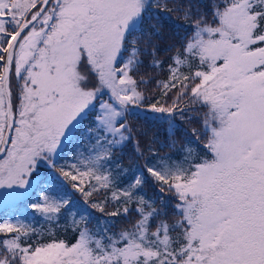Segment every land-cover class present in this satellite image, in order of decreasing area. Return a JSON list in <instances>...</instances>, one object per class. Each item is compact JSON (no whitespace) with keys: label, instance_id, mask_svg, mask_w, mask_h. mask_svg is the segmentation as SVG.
<instances>
[{"label":"snow or ice","instance_id":"6c2138e0","mask_svg":"<svg viewBox=\"0 0 264 264\" xmlns=\"http://www.w3.org/2000/svg\"><path fill=\"white\" fill-rule=\"evenodd\" d=\"M0 264H264V0H0Z\"/></svg>","mask_w":264,"mask_h":264},{"label":"trees","instance_id":"16d2710c","mask_svg":"<svg viewBox=\"0 0 264 264\" xmlns=\"http://www.w3.org/2000/svg\"><path fill=\"white\" fill-rule=\"evenodd\" d=\"M175 28H176L175 32L173 31L172 28H169V27H166L163 29V34H162V37L160 38L162 49H166L167 46L169 45H174L175 47H179V44L177 42L183 39L186 32L190 31V29H188L187 27H181L179 23L175 26ZM171 55H172V52L170 51L162 50L160 52V58L164 60L165 62H168V57ZM166 75H167L166 72L161 73L160 78L163 79ZM205 112H207V108L199 107L195 115L200 116L201 119H194L188 123H182L181 125H179L178 130L176 132V136L174 138L176 140V147L174 149H169L166 147L162 148L160 149L161 153L163 154V153L171 152L174 156L179 158L182 145L185 144L187 140L192 139V137L189 135L190 129L192 128H196L199 130L201 145L205 143L207 137H206L205 130L203 128V122H202V116ZM133 122L135 123L134 118H133ZM153 131H156V129H153ZM159 131H160V139L165 140V134L163 130H159ZM197 154L201 157L206 155L202 146L198 149ZM71 155H72V152L67 151L64 158L68 159ZM125 163H127V160H125ZM40 175L47 176V169L42 171ZM34 198H35V194H34ZM30 202H34V199L33 201H30ZM20 208L25 209L28 216L33 215L32 210L27 209L26 205H24L23 203L20 205ZM112 210H113L112 208L108 209V211H112ZM70 221H71L70 216H68L67 219L61 218V220L59 221V226H57L56 224L50 225V224L45 223L44 220L40 218L38 215L34 217V222L36 226L42 227L44 229V235L41 238L44 242H48L53 239H63L68 242H74L76 233L71 230Z\"/></svg>","mask_w":264,"mask_h":264},{"label":"rangeland","instance_id":"374dc122","mask_svg":"<svg viewBox=\"0 0 264 264\" xmlns=\"http://www.w3.org/2000/svg\"><path fill=\"white\" fill-rule=\"evenodd\" d=\"M174 138H175V137H174ZM44 170H46V168H43V167H42L41 172L44 171ZM41 172H40V173H41Z\"/></svg>","mask_w":264,"mask_h":264}]
</instances>
